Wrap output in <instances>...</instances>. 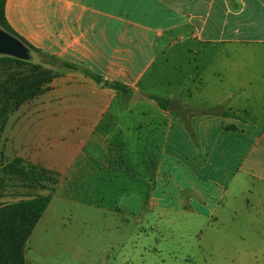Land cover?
<instances>
[{
	"label": "rangeland",
	"instance_id": "obj_1",
	"mask_svg": "<svg viewBox=\"0 0 264 264\" xmlns=\"http://www.w3.org/2000/svg\"><path fill=\"white\" fill-rule=\"evenodd\" d=\"M28 50L26 63L0 68V96L5 82H41L48 72L53 78L41 86L47 90L0 114V204L47 192L41 184L7 173L6 166L16 159L26 168L57 171L58 183L26 240L27 264H264V194H257L264 185H256L251 194L255 180L239 174L225 190L220 181L229 179L231 168L217 148L210 149L204 166L198 165L199 153H193L171 165V172L165 164L160 169L164 123L153 120V100H139L132 109L149 113L150 120L139 124L140 135L128 136L121 133L123 108L117 98L109 113L108 107L80 103L74 84L82 83L83 73ZM142 88L161 94L170 90L162 85ZM116 92L128 98L129 93ZM103 95L108 101V90ZM190 106L185 118L210 109ZM80 116L91 124L72 125ZM73 127L91 133L76 134Z\"/></svg>",
	"mask_w": 264,
	"mask_h": 264
},
{
	"label": "crops",
	"instance_id": "obj_2",
	"mask_svg": "<svg viewBox=\"0 0 264 264\" xmlns=\"http://www.w3.org/2000/svg\"><path fill=\"white\" fill-rule=\"evenodd\" d=\"M4 11L15 32L34 47L131 90L124 97L81 70L82 83L74 84L80 103L108 107V113L117 98L123 108L121 133L138 136L139 124L150 120L149 113L132 111L139 100L154 95L185 106L177 112L161 109L154 100L156 105L149 104L153 120L164 123L160 169L165 164L171 172V165L193 153L204 166L210 149L217 148L231 168L229 179L220 181L225 190L239 174L255 180L251 194L264 185V0H6ZM158 85L170 90L142 88ZM107 90L108 101L103 98ZM135 92L143 96L133 97ZM194 103L229 114L194 111L185 118ZM83 118L74 117L72 125L91 124ZM196 185L199 189L200 181ZM257 194L261 197L264 187Z\"/></svg>",
	"mask_w": 264,
	"mask_h": 264
},
{
	"label": "trees",
	"instance_id": "obj_3",
	"mask_svg": "<svg viewBox=\"0 0 264 264\" xmlns=\"http://www.w3.org/2000/svg\"><path fill=\"white\" fill-rule=\"evenodd\" d=\"M5 2L6 0H0V28L16 37L27 48L46 56L54 65L73 70H81L86 76L90 77L95 82L101 83L105 87L112 88L121 93L128 94L131 92L129 88L120 82L105 79L101 75L96 74L87 68L80 67L72 62L61 60L55 55L44 53L42 50L31 45L23 37L18 35L8 23L4 11ZM26 62L25 59H19L9 55H0V68L9 63L24 64ZM33 68L38 69L39 67L36 66ZM42 73L43 71L38 72V74ZM52 78L53 76L49 75L48 72L45 80L41 82H39L40 80H30V78L12 79L13 82H5L2 85L3 93L0 96V102L2 98L6 97V99L0 109V114L15 110L22 102L47 90L48 87L42 88L41 86L44 83L49 82ZM149 97L154 100L161 109L166 110L169 103L168 99L154 95ZM195 112H213L220 113L223 116L229 114L228 111L223 110L219 106L210 109H198L195 110ZM186 126L191 133V128L188 123ZM226 128L228 127L226 126ZM21 161L22 160L20 159H16L15 163L8 164L6 166L7 173L16 175L25 183L41 184L40 187L47 192L38 193L26 199H20L15 203L0 204V264H27L24 257L26 240L31 235L32 230L49 205L55 185L58 183L57 171L38 165H29L28 168H26V166L24 167L20 165ZM42 182L50 183L51 185H43Z\"/></svg>",
	"mask_w": 264,
	"mask_h": 264
},
{
	"label": "water",
	"instance_id": "obj_4",
	"mask_svg": "<svg viewBox=\"0 0 264 264\" xmlns=\"http://www.w3.org/2000/svg\"><path fill=\"white\" fill-rule=\"evenodd\" d=\"M0 55H9L19 59H26L29 56L28 48L20 42L16 37L0 28ZM143 96L138 92H135L133 97ZM168 111L182 112L185 110V106L180 102L171 99L169 100Z\"/></svg>",
	"mask_w": 264,
	"mask_h": 264
}]
</instances>
